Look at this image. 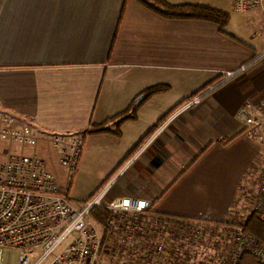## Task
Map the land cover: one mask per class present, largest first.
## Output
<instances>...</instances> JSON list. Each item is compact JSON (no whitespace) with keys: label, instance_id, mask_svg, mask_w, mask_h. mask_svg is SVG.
Instances as JSON below:
<instances>
[{"label":"crops","instance_id":"1","mask_svg":"<svg viewBox=\"0 0 264 264\" xmlns=\"http://www.w3.org/2000/svg\"><path fill=\"white\" fill-rule=\"evenodd\" d=\"M239 14L248 41L228 26L161 17L137 0H0V109L35 126L41 149L44 134H82L71 176L50 140L40 150L55 175L53 164L64 171L72 200L111 182V196L150 199L155 213L224 222L248 170L264 160V135L253 138L264 127L224 143L245 127L239 108L264 115V41H250L264 37V13ZM213 80L128 156L164 113ZM157 84L170 91L145 101L119 136L86 133ZM81 173L89 179L76 191Z\"/></svg>","mask_w":264,"mask_h":264},{"label":"built area","instance_id":"2","mask_svg":"<svg viewBox=\"0 0 264 264\" xmlns=\"http://www.w3.org/2000/svg\"><path fill=\"white\" fill-rule=\"evenodd\" d=\"M232 6L236 12L264 13V0H232ZM238 117L246 128L258 123L251 130L254 126L264 127V115L256 120L246 106L238 110ZM39 141L36 128L0 110V264H96L100 251L105 248L110 252L112 247L102 245L97 229L88 220L95 208L106 210L122 223V241L131 250V264H160L167 256V241L153 242L140 235L139 221L126 220V215L151 216L153 233L181 235L178 241L200 239L202 228L195 226L200 222L155 213L148 199L113 197L109 191L111 182L75 205L39 154ZM50 141L57 164L71 176L79 159L82 134H61ZM258 198L256 207H264V187L259 189ZM234 229V253L249 250L264 256L262 250L252 249L253 240L241 232V227ZM178 253L181 254L180 247Z\"/></svg>","mask_w":264,"mask_h":264},{"label":"rangeland","instance_id":"3","mask_svg":"<svg viewBox=\"0 0 264 264\" xmlns=\"http://www.w3.org/2000/svg\"><path fill=\"white\" fill-rule=\"evenodd\" d=\"M204 1L205 2L203 3H209L212 5L213 3H216V5H218L219 8L222 9L225 8V10H227L230 13V21L227 24L228 28L233 29L234 31L243 35L245 40L247 39L249 40L250 29L247 30V25L245 24V22L243 23V21L240 20V18H242L243 15L233 10L232 0H204ZM250 41L255 47H257L260 44V42L264 41V37L262 38L260 37L259 40L251 39ZM237 115H238V111H237ZM253 118L259 120L261 119V116H254ZM256 124L258 123H253L252 125H250V127ZM33 127L36 128L35 126ZM37 131L39 132V136H40V141H39L40 144L38 151L39 154L44 158V155L40 153V150L42 152H45L46 144H48V141L52 139L54 136H60L61 134H57V135L44 134V138L46 139L45 140L46 144H45V148L41 149L43 140L40 135L41 132L38 129ZM257 135L258 136H254L253 138H255V140H259V139L262 140V137L264 135V129L260 128L258 130ZM47 154L49 155L50 159H53L52 154L49 150H47ZM254 166L255 167L253 169H250L249 174H247L246 178L243 179L242 187L239 188V191L235 196L236 201H233L231 212L229 214V217L226 219V221L220 223L218 222L216 224H210V225H206L204 223L201 224L199 223L195 225L202 228L203 231L200 239L197 242L193 241L192 238L178 241V238L181 237V235L176 234L172 236V235H168L165 231H160L158 232V234L153 233L150 227V224H152L151 222L152 217L146 214H142L141 216L126 215L124 216V219L129 221L131 220L139 221L140 235L142 234L143 236L150 237L153 242L162 241V239L164 241L166 240L167 241L166 259L168 260L169 264H232V263L237 264V259H238L237 255L234 254V251L231 247L233 237L234 235H236L235 233L236 229H234V227L241 226L238 223L239 222L241 223V220L244 218V216L247 213H249V210L256 209L255 208L256 202L259 200L258 189L261 187V185H264V172H263L264 169H262V167L264 166H262L260 162H258L257 164L254 163ZM52 167L56 171L57 174L56 176L58 177L60 187L63 188V186L67 182V178L64 175V171L60 170L55 164H53ZM183 169H185V167H183ZM88 179L89 178H87V176H83V174L81 173V176L76 181V185H75L76 191L82 190L85 187V185H87ZM73 203L75 205H79L80 201L73 200ZM107 214H108V220L106 221L105 224L106 231L104 230L103 225L100 222L96 221V219H94L91 214L88 218L92 226H94L97 229L101 240L106 239L103 245L107 244L112 247L110 252H108V250L105 248L102 249V251H100L98 256L99 259L96 261V264H131V259H132L131 250L129 249L128 245L122 241L123 225L122 223L121 224L119 223L116 216H113L109 212H107ZM209 228L212 231H210ZM240 230L241 232H243V227ZM114 231L117 232L118 234L115 233L114 235H112ZM179 247L181 248V254L178 253ZM186 248H189L187 249V253L189 254V257H184L186 253L185 250ZM258 255L261 257V258L259 257V259L264 260L263 258L264 256H261L260 253H258ZM10 264H13L12 261H10Z\"/></svg>","mask_w":264,"mask_h":264},{"label":"trees","instance_id":"4","mask_svg":"<svg viewBox=\"0 0 264 264\" xmlns=\"http://www.w3.org/2000/svg\"><path fill=\"white\" fill-rule=\"evenodd\" d=\"M137 1H139L147 9L153 11L154 13L164 18L181 19V20L199 19V20L209 21V22L215 23L219 27L220 30H224L230 21V13L227 10H223L221 8H218L208 3H201V2L171 3L168 0H137ZM214 82L215 80L207 82L206 84H204L201 88H199L192 94L181 99L169 111L164 113L147 130V132L138 141V143L131 149V151L129 152L130 154H128V156L131 155L140 146V144L144 142L146 138H148L153 132H155V130L160 126V124L165 120V118L174 109H176L178 106L182 105L186 101L196 97L200 92L204 91L206 88L211 86ZM220 85L221 84H219L215 88L219 87ZM168 91H170V87L165 84H157V85L148 86L144 88V90H142V92L140 93L141 95L144 96L143 100L140 103L136 104L134 100H132L123 111L105 119L103 122L99 124H91L90 127L86 129L85 131L88 134L109 132V133H113L116 136H119L121 133L120 127L122 123L128 120H132V121L136 120L137 111L143 105L145 101H147L149 98H151L152 96L156 94L166 93ZM245 129H246V126L242 130L233 134V136L228 138L224 143L231 142L233 139H235L236 137L244 133ZM262 166H264V162ZM254 167L255 166L253 165L250 169H253ZM250 169L248 170V174H249ZM263 187L264 185H261L259 189ZM234 201H236V198ZM255 208L256 209L249 210V213H247L244 216V218L241 220V223L239 222L238 224L243 227V234L250 236L251 239L253 240L252 249H256V250L258 249V250L264 251V207H255ZM91 215L94 219H96V221L100 222L103 225V228L106 231L105 224H106V221L108 220L107 212L101 208H95L91 212ZM192 220L198 221L200 223H204L206 225L217 223V222L213 223L209 220H200V219H192ZM210 231L212 230L210 229ZM105 241L106 239L101 240L102 245L105 243ZM233 242H234V237H233ZM187 249L189 248L185 249L186 253L184 257H189V254L187 253ZM234 254L237 255V258H238L237 264H264V260L259 259L260 256L258 255L256 251L246 250L242 252L241 254H236V253ZM160 264H169V262L166 258H164V261L161 262Z\"/></svg>","mask_w":264,"mask_h":264},{"label":"water","instance_id":"5","mask_svg":"<svg viewBox=\"0 0 264 264\" xmlns=\"http://www.w3.org/2000/svg\"><path fill=\"white\" fill-rule=\"evenodd\" d=\"M143 97H144L143 95L138 96V97L136 98L135 102H136V103H139L140 101H142Z\"/></svg>","mask_w":264,"mask_h":264}]
</instances>
